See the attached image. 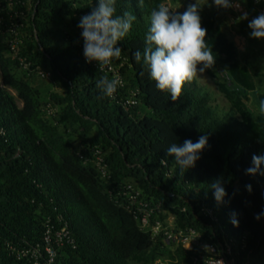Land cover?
<instances>
[{"label":"trees","instance_id":"trees-1","mask_svg":"<svg viewBox=\"0 0 264 264\" xmlns=\"http://www.w3.org/2000/svg\"><path fill=\"white\" fill-rule=\"evenodd\" d=\"M243 1L248 19L235 16L247 41L242 49L213 0L199 13L215 57L206 72L228 102L220 110L195 80L172 101L143 57L132 55L145 47L152 9L166 0H116L117 15L136 19L112 60L122 76L113 97L97 87L112 73L87 62L77 26L98 0H0V264H42L46 229L53 238L65 222L63 243L50 242L53 264H204L207 243L233 264H264V216L255 219L264 212V176L246 174L252 156L264 155V38H252L248 27L264 0ZM200 136L208 137L201 159L181 170L167 147ZM217 179L227 192L221 203L211 188ZM163 226L191 227L199 244L173 246Z\"/></svg>","mask_w":264,"mask_h":264},{"label":"clouds","instance_id":"clouds-1","mask_svg":"<svg viewBox=\"0 0 264 264\" xmlns=\"http://www.w3.org/2000/svg\"><path fill=\"white\" fill-rule=\"evenodd\" d=\"M218 8H235L240 10V0H213ZM143 4V0H139ZM259 3V0H257ZM116 0H98L97 6L89 14L80 18L77 25L83 38V53L87 62H98L99 67H107L113 58L119 59L121 48L118 42L129 33L133 21L136 19L129 12L117 15ZM201 4L199 0L190 3L183 13H179L169 3H160L150 13V27L145 38V47L136 50L132 55L137 62L143 57L148 66L149 77L155 82L161 92H168L172 101H177L185 84L191 83L206 69L213 68L215 57L211 48L206 44L207 30L201 25ZM240 19H248V13L243 12ZM248 27L250 36L255 39L264 38V13L252 18ZM199 65H203L199 67ZM121 80L103 78L97 87L108 96L113 97ZM260 112L264 113V100L260 102ZM208 146V137L200 136L196 142L186 139L182 145L171 143L167 149V156L174 157L181 170L195 166L201 159L200 153ZM264 155H253L252 166L246 169V174L264 176ZM213 195L217 203H221L227 195L223 180L217 179L211 184ZM249 193L251 185H246ZM233 213V217H235ZM264 216L261 212L255 216L259 220ZM234 226L238 221L232 219Z\"/></svg>","mask_w":264,"mask_h":264},{"label":"built area","instance_id":"built-area-1","mask_svg":"<svg viewBox=\"0 0 264 264\" xmlns=\"http://www.w3.org/2000/svg\"><path fill=\"white\" fill-rule=\"evenodd\" d=\"M253 1L257 2V0H253ZM260 11L262 13H264V5L260 7ZM13 42H12V45H13ZM102 69H104L106 71H110L112 73L113 78L118 77L122 82L121 73H120L119 69L112 62L109 66L103 67ZM130 102H134V99L130 100ZM97 158L99 160L101 159V158H99V156ZM98 162L99 161L97 160V164H98ZM100 167H101L102 173H105L104 165H101ZM128 187H130V184H128ZM133 196H135V194H130V197L133 199L132 201L135 200ZM202 208L206 214H210V215L212 214V210L210 208L204 207V206ZM148 216H149V211L144 210L140 216V222H141L142 226H146L148 224V222H149ZM172 219H173V216L169 215L167 218L168 224L171 223ZM161 226H162L161 220L158 218L155 219L152 226H151L152 232L154 234L158 233ZM68 232H69V229L67 227L66 222L60 228L55 230L53 238L50 236V229L49 228L46 229V232L44 234V241H45L44 250H45L47 256L43 261H40L42 264H53V260H54L55 255H56V251L53 248V246L50 244V242L52 240H54L56 244H62L63 240H64V236H66L68 234ZM163 234L165 235L166 240H172L173 242H176L178 244L181 243L183 246H185L187 248H191L193 245L199 244V241L197 238L198 234L196 233L195 229H193L191 227L187 228V230L185 231L183 229H176V230L169 229V228H167V226H163ZM225 245H226V252L229 253L230 247L228 244H225ZM204 246L206 247L205 250L207 252H209L208 256H204L205 257L204 258V264H227L228 262H232V260H229L225 256L223 250H222V253H220V254L217 253L218 251H217V247L215 245L207 243ZM204 246H201V247H204ZM28 251H29V249H22L20 253L26 254ZM37 251H38V249L31 250V252H32L31 255L34 256L35 258L39 255L37 253ZM35 264H39V260H36Z\"/></svg>","mask_w":264,"mask_h":264},{"label":"rangeland","instance_id":"rangeland-1","mask_svg":"<svg viewBox=\"0 0 264 264\" xmlns=\"http://www.w3.org/2000/svg\"><path fill=\"white\" fill-rule=\"evenodd\" d=\"M210 1L212 0H199V3L201 4V10L204 7H211ZM167 3L171 4V6L176 9L177 12L183 13L188 5L190 3H195V0H176L175 2L171 3L170 0H166ZM241 8L240 10H237L235 8H229V9H224V8H217V13L219 16V21L222 24L223 29L226 31V33L230 36V38H233L234 41L236 42V45L238 46L239 49H242L246 46V38L238 32V24H236L235 16L237 12H244L245 6H244V1H240ZM200 10V11H201ZM263 53L261 52L260 59L263 60ZM202 67L201 65L198 66ZM45 83H47V77H43ZM196 84L198 86L203 87L206 89L210 95V101L212 104L218 107L220 110H226L228 109V102L224 99V97L219 93V91L216 88L215 85V80L206 72L197 75V77L194 79ZM263 81H264V76H263ZM62 91V89H59ZM13 93L15 91L12 89L11 90ZM17 102L19 105H21V101L17 99ZM168 258H160L156 259L153 263L151 264H166L168 262Z\"/></svg>","mask_w":264,"mask_h":264},{"label":"crops","instance_id":"crops-1","mask_svg":"<svg viewBox=\"0 0 264 264\" xmlns=\"http://www.w3.org/2000/svg\"><path fill=\"white\" fill-rule=\"evenodd\" d=\"M242 37H243V35H242ZM176 244H178V243L174 242V243H173V246L176 245Z\"/></svg>","mask_w":264,"mask_h":264},{"label":"water","instance_id":"water-1","mask_svg":"<svg viewBox=\"0 0 264 264\" xmlns=\"http://www.w3.org/2000/svg\"><path fill=\"white\" fill-rule=\"evenodd\" d=\"M164 3H167V2H164ZM227 264H233L232 262H228Z\"/></svg>","mask_w":264,"mask_h":264}]
</instances>
